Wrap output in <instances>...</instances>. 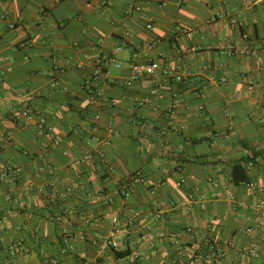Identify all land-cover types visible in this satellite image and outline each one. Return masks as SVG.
I'll return each mask as SVG.
<instances>
[{
    "label": "crops",
    "instance_id": "obj_1",
    "mask_svg": "<svg viewBox=\"0 0 264 264\" xmlns=\"http://www.w3.org/2000/svg\"><path fill=\"white\" fill-rule=\"evenodd\" d=\"M87 1L0 0V264H187L210 238L216 264H264V0ZM117 48L102 105L83 82ZM152 61L168 74L120 84ZM96 137L103 156L76 162Z\"/></svg>",
    "mask_w": 264,
    "mask_h": 264
},
{
    "label": "built area",
    "instance_id": "obj_2",
    "mask_svg": "<svg viewBox=\"0 0 264 264\" xmlns=\"http://www.w3.org/2000/svg\"><path fill=\"white\" fill-rule=\"evenodd\" d=\"M104 3H106V0H104ZM87 5L91 9H96L97 6L92 2V0L87 1ZM139 9V7H136ZM149 27H151L149 25ZM120 50V48H117L112 54H103L100 55L94 62V69L86 77V79L83 82V88L85 91L92 95H96L101 99L102 105H116L117 101L111 99L108 95L104 93V91L98 87L97 80L98 78L104 73L105 66L109 64H116V53ZM132 74L129 78L124 79L120 81V84L123 86H130L132 83L138 79H140L143 76H155L157 71L163 70L165 74H168V71L162 67L160 62L158 61H152V62H132L130 63ZM81 66V65H80ZM181 79V77H178ZM57 81H55V84ZM21 117L24 118L25 122L30 124L32 129L37 135L44 136L49 134L52 131V128L50 125H48V120L45 116L38 115L36 111L31 109L30 107H27L22 110ZM99 118V116H97ZM98 146L95 149H91L89 151H86L82 156H80L76 162L78 163H84L87 161L92 160L95 155L99 154L101 157L104 154L105 149L110 146L111 141L109 138H97ZM60 144V140L53 138L50 142L51 146H57ZM258 158L255 156H251L250 161L248 163L249 166H253ZM139 179V175H130L127 180L121 181L118 185V193L124 197L127 198L131 195V185L133 182H136ZM185 181V178H182L178 185H181ZM248 186L250 189L253 190V183H248ZM171 204H174V201L171 200ZM262 206H264V200L261 202ZM107 216H110L114 223H117L120 217V210L116 209L114 211H110L106 213ZM245 233H251L253 231V227H246L243 230ZM187 234L191 237V239L197 240L199 238L198 231H195L192 227H187L186 229ZM119 242L114 240L112 237L107 238L105 240L104 245L106 246H113L118 247ZM15 249L17 252L21 251L20 245L15 244L10 247V249ZM228 251L221 245L220 240L216 238H210L205 240L202 244H200L195 252V254L188 260L187 264H198L200 261H208L209 264H216L219 263L226 258H228ZM258 255L257 247L252 246L247 250L240 251V256L243 259H248L250 257H256Z\"/></svg>",
    "mask_w": 264,
    "mask_h": 264
},
{
    "label": "trees",
    "instance_id": "obj_3",
    "mask_svg": "<svg viewBox=\"0 0 264 264\" xmlns=\"http://www.w3.org/2000/svg\"><path fill=\"white\" fill-rule=\"evenodd\" d=\"M237 169H242V171H244V168H243V166H242V164L241 163H238V164H236L235 165V167H234V171H233V174H234V176H235V172L237 171ZM243 180H246V178H244ZM236 182H239L238 180H235ZM248 182V181H247ZM129 254V252L128 251H123V252H121V251H118V252H116V255L117 256H126V255H128Z\"/></svg>",
    "mask_w": 264,
    "mask_h": 264
}]
</instances>
